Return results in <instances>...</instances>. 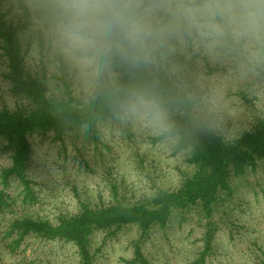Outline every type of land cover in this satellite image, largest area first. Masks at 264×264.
Instances as JSON below:
<instances>
[{
    "label": "trees",
    "instance_id": "16d2710c",
    "mask_svg": "<svg viewBox=\"0 0 264 264\" xmlns=\"http://www.w3.org/2000/svg\"><path fill=\"white\" fill-rule=\"evenodd\" d=\"M11 3L0 0L2 76L9 93L17 99L11 108L0 107V264H40L44 256L39 255L53 251L43 248L48 244L59 246V253L67 246L74 248L71 264H100L106 240L133 229L136 236L130 239L131 256L122 257L121 263L155 264L147 251L154 236L167 239L169 232L190 222L203 232L197 238L202 241L201 248L188 264L206 263L215 253L216 232L223 227L228 228L229 240H234L236 214L250 207L248 196L264 198V109L242 88L232 93L248 112L237 139L226 143L213 138L168 146L171 154H183L188 168L181 171L177 186L162 187L151 181L149 191L131 200L118 194L112 184V197L107 202L81 201L76 212L61 213L55 219L34 216L31 211L40 205L45 187L28 173L37 145H46V163L69 177L71 166H76L74 172L83 170L87 175L99 167L110 173L107 165L120 156L113 140L128 147L136 137H143L111 125L102 101L86 104L76 99L70 73L57 76L43 67L27 65L29 42L19 38L27 24L8 18L5 7ZM199 72L211 76L226 73V69L210 64L198 69L195 59L185 61L182 81L195 84ZM116 128L119 134L114 133ZM97 232L104 237L95 246ZM254 261L264 264L263 250L255 254Z\"/></svg>",
    "mask_w": 264,
    "mask_h": 264
},
{
    "label": "clouds",
    "instance_id": "9594fccd",
    "mask_svg": "<svg viewBox=\"0 0 264 264\" xmlns=\"http://www.w3.org/2000/svg\"><path fill=\"white\" fill-rule=\"evenodd\" d=\"M5 12L27 24L31 65L70 73L111 125L163 146L234 141L228 85L264 92V0H12ZM193 59L227 77L182 81Z\"/></svg>",
    "mask_w": 264,
    "mask_h": 264
},
{
    "label": "rangeland",
    "instance_id": "374dc122",
    "mask_svg": "<svg viewBox=\"0 0 264 264\" xmlns=\"http://www.w3.org/2000/svg\"><path fill=\"white\" fill-rule=\"evenodd\" d=\"M28 46V53L31 50V43L25 40ZM26 63L32 69L44 68L43 65H31L28 61V54L25 57ZM204 64L196 61V67L202 69ZM4 63L0 58V107L11 108L17 99L9 93L7 82L2 76ZM227 77L226 73L213 74ZM212 76V75H211ZM201 77H209L203 72H199L195 82ZM227 83V80H225ZM227 99L231 107L238 110L235 123L244 125L247 120V111L244 104L237 100L232 94V86L229 84ZM73 95L76 99L82 100L77 88L72 84ZM242 88L253 98L257 107L264 109V92L260 89L244 86ZM133 131V130H131ZM134 132V131H133ZM114 133H120L116 128ZM134 139L132 145L125 147L122 141L114 139L116 142L115 151L119 153V158L107 166H111L108 173L104 167H99L96 172L85 174L83 170L74 172L76 166H71L67 171L71 174L67 177L61 170L52 163H46V145H37L32 156L29 167V175L40 184H44L41 192L42 199L40 205L31 212L34 216L48 217L55 219L61 213H74L79 209L81 201L91 204L107 202L112 197L111 185H116L118 194H124L128 199L134 200L145 192L149 191L151 181L162 187H175L178 185L181 171L187 170L183 154H171L168 146L158 143H151L147 140ZM90 158L91 156L88 155ZM3 158L0 157V164ZM6 163V161H4ZM74 172V173H73ZM69 172H67L68 175ZM67 179L71 182H67ZM75 182V183H74ZM250 207L243 213L236 214V225L234 240H229L228 228L223 227L215 236V253L206 259L205 264H256L255 254L264 251V198L260 195L256 200L251 195L248 196ZM192 234L187 235L189 230ZM203 228L195 225L194 222L187 223L183 228L172 230L167 239L154 236V244L148 245L147 251L155 264H188L194 259L198 249L201 248L202 241L198 240L202 235ZM136 236L135 230L121 233L120 237L107 239L103 249V257L100 264H122V257H130L132 246L130 239ZM104 234L97 232L93 239L95 246L102 242ZM44 249H53L44 256V261L40 264H71L75 260L74 248L67 246L63 252H58L59 246L50 247V244L43 246ZM29 250L27 251V253ZM41 253V252H39Z\"/></svg>",
    "mask_w": 264,
    "mask_h": 264
}]
</instances>
